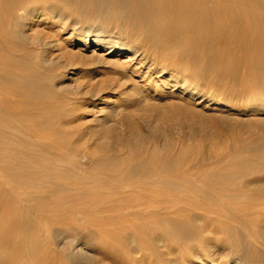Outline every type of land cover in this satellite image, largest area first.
Returning a JSON list of instances; mask_svg holds the SVG:
<instances>
[{
  "label": "bare ground",
  "instance_id": "1",
  "mask_svg": "<svg viewBox=\"0 0 264 264\" xmlns=\"http://www.w3.org/2000/svg\"><path fill=\"white\" fill-rule=\"evenodd\" d=\"M256 40L263 47L253 56L264 73V0H0V250L9 252L3 264L42 251L54 257L48 247L53 238L71 264H107L95 260L92 242L73 226L70 237L43 233L38 204L51 198L62 224L78 209L116 210L121 229L107 242L120 243L107 250L118 254L117 264H166L172 250L183 254L200 244V222L218 221L220 213L264 227V158L241 149L203 163L185 150L159 156L142 148L132 153L122 144L90 153L98 173L78 172L68 159L77 143L63 127L72 112L67 98L78 94L68 82L56 84L75 79L72 60L89 50L94 63L118 73L112 83L129 82L132 96L143 104L154 99L149 109L162 115L160 96L203 98L200 72L219 65L236 69L240 59L226 53L245 48L244 42L255 49ZM207 52L212 54L203 64ZM189 66L198 70L195 76ZM204 99L248 113L263 129L262 96L247 95L234 105L211 95ZM171 103L174 111L177 102ZM115 110L96 109L107 120ZM240 142L264 148L262 135ZM237 257L223 264H242Z\"/></svg>",
  "mask_w": 264,
  "mask_h": 264
},
{
  "label": "rangeland",
  "instance_id": "2",
  "mask_svg": "<svg viewBox=\"0 0 264 264\" xmlns=\"http://www.w3.org/2000/svg\"><path fill=\"white\" fill-rule=\"evenodd\" d=\"M243 45L245 48L226 53L230 59H240L241 63L236 69L219 65L200 72V76H204L200 78L198 84L202 93H204V97L211 95L232 105L245 103L247 95L254 94L257 98L258 96L264 98V73L262 67L256 64L253 56L254 51L262 50L263 42L262 40H256L253 46L255 49H251L250 44L247 42H244ZM74 50L77 51L78 47H73ZM82 51L85 53L81 60L79 58L74 59L75 61L72 60L75 79L56 82V84L64 86L69 83L68 85H72L71 88L74 87L78 94H70L69 97L72 98H67L72 112L69 118L70 121H66V125L65 122L63 123L64 129L67 130V133L69 132L67 136L71 137L68 139L73 143H77L78 148L68 159L70 164L76 163L78 172L87 173V176L98 173L100 168L95 166L94 158L90 153L110 149L114 146L120 147L122 144L127 145L132 153L142 148L147 152L153 150L159 156H164L169 152L174 153L185 150L189 156H196L198 161L203 163L213 162L217 153L222 158H226L233 151L239 149L243 153H250L255 158L257 156L264 158V152L259 154L264 148L255 151L253 150L254 143L244 145L240 142L253 141L261 135L264 137V125H262L263 129L257 127L252 116L248 113L232 111L223 106L207 103L204 97L201 99H187L184 95L182 98L163 95L158 100L162 105V115H159L149 109V104L154 103V99L150 103L143 104L132 96L133 89L128 84L129 82L122 85V87L112 83L111 78L118 77L119 79L120 77L117 75L118 73L113 74L112 67H103L104 63L101 62L94 63L91 51ZM211 54L212 52L204 54L201 59L203 64H205L207 56ZM120 57L122 58V56ZM187 69L190 75L195 76L197 74L196 71L198 70L192 66ZM121 81L122 79L119 83ZM92 82L93 84H91ZM109 83L111 84L109 85ZM92 94L96 95L92 96ZM170 103H176L174 111L171 109ZM100 105L106 107L114 105L116 110L113 111L112 121L107 120L96 111ZM187 111L191 112L187 113ZM134 127L138 131L135 129V132ZM38 206L42 212L39 220L47 229L43 232L45 235L51 236L52 231H57L59 236L70 237L76 233L71 228L73 226L77 228L78 234H80L79 237L82 239L87 238V241L92 242V253L93 255L96 254L94 255L95 260L104 259L107 264H117L115 261L118 254L107 250V246L115 245L117 247L120 243L118 241L107 242L109 236H116L121 229L116 217V210L111 212L103 208L100 211L96 210L89 213L86 209H78L75 210L70 219H65L62 224L63 221L60 223L56 220L58 210L55 198L45 199ZM217 218L218 221L211 222V220L205 219V221L200 222L202 228L199 232L200 244L190 245L189 250L183 254L178 253L175 249L172 250L174 254L171 251L172 255L170 254L166 259V264H186L187 262V264H196L201 261L204 262L203 264H210L211 262L213 264H223L224 259L233 254H236V257L238 256L237 258L242 264H264V227L242 225L246 218L232 220L226 213H220ZM204 226L206 227L204 228ZM213 235H216L217 238L215 236L214 238ZM49 243L51 246L48 244V247L55 249L54 257L50 258L42 251L36 256H25L22 261L15 264H38L37 261L40 259L43 262L45 261L44 264H71L60 253L63 245L61 243L58 245L57 238H53ZM93 244L96 245L93 246ZM226 245L228 247H225ZM68 248L69 245H66L65 251ZM207 248L209 249L207 250ZM192 249L194 252L191 253ZM105 252H107L106 255ZM193 253L197 256H194ZM8 256L9 252L7 250H0V264H3L4 258Z\"/></svg>",
  "mask_w": 264,
  "mask_h": 264
}]
</instances>
